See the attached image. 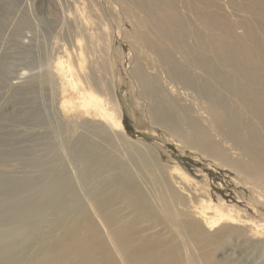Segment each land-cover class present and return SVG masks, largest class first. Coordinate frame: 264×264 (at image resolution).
<instances>
[{"label": "bare ground", "instance_id": "bare-ground-1", "mask_svg": "<svg viewBox=\"0 0 264 264\" xmlns=\"http://www.w3.org/2000/svg\"><path fill=\"white\" fill-rule=\"evenodd\" d=\"M116 1L130 20L134 14L125 4L141 9L145 15L138 23L153 27L159 39L156 45L138 36L163 67L144 60L132 70L140 95L149 101L150 122L172 132L202 158L215 160L264 198V0H245L263 17L261 38L249 28L233 33L220 16L222 7L212 6L211 0H195L199 7L184 0L183 11L175 0ZM192 18L205 32L191 28ZM70 23L67 39L60 33L54 36L56 71L51 77L59 81L62 94L70 90L76 95L62 101L61 108L82 116L81 127L99 128L93 131L102 142H84L76 174L87 202L77 200L72 188L58 179L44 187L36 198L43 209L36 208L34 214L47 219L45 228L23 239L0 236V264H264L259 260L264 213L223 203L178 166L162 164L149 147L126 142L111 83L102 81L100 71L95 81L93 68L102 67L104 60L99 65L98 55L88 58V45L94 46V56L99 40L107 54L111 33L88 14ZM188 37L193 45L187 54ZM192 62L207 78L199 85ZM216 83L232 88L243 109L231 106ZM181 85L207 96L206 120L177 102L184 101ZM55 188L60 194L43 195ZM62 201L74 205L61 211ZM230 242L238 255L216 259Z\"/></svg>", "mask_w": 264, "mask_h": 264}, {"label": "rangeland", "instance_id": "rangeland-1", "mask_svg": "<svg viewBox=\"0 0 264 264\" xmlns=\"http://www.w3.org/2000/svg\"><path fill=\"white\" fill-rule=\"evenodd\" d=\"M175 1L178 11H183L181 5L184 0ZM191 4L199 7L195 0H191ZM125 5H129L127 9L130 8L134 14L131 20L116 0H0V236L23 239L31 237L34 229L45 228L47 219L34 214L36 208L43 209L42 204L37 205L36 198L44 187L54 184L56 179L62 186L66 184L72 188L77 200L87 202L85 190L76 174L84 142L90 139L102 142L94 132L99 128L84 123L81 127L82 116L61 108L62 101L76 95L70 90L62 94L59 81L55 82L51 77L56 71L54 36L60 33L67 39L72 33V19L79 22L86 14L90 21L93 18L95 23L102 24L104 31L111 33L112 45L107 54H103L99 40L94 43L97 45L94 56V46L91 43L88 45V58L94 60L98 55L99 65L104 60L102 67L107 70L101 65L93 68L95 81L98 80L96 71H100L102 81L111 83L113 99L118 104L120 121L128 137L126 142L140 148L149 147L162 164L178 166L203 191L208 195L211 193L216 199L222 198L223 203L238 205L244 211L261 210L260 215L264 213V198L257 196L255 191L251 192L249 186L242 184L234 173L218 166L215 160L202 158L172 132L150 122L149 101L140 95L132 70L144 60L152 66L163 67L156 53L138 36H144L156 45L159 39L153 27L148 29L138 23L145 13L129 2ZM211 5L222 7V10L218 9L220 16L228 22L233 33L243 34L249 28L260 38L263 37L259 30V21H263V17L247 1L211 0ZM191 28L205 32L195 18L191 19ZM184 43L188 54V46L193 45V39L188 37ZM52 58L55 59L51 62ZM191 66L199 85L207 78L195 68L194 63ZM23 71L26 74L21 76ZM209 82L214 83V80ZM213 85L222 90L231 106L243 109L241 99L232 88L224 89L217 83ZM182 87L186 102H177L190 106L194 114L206 120L207 96L197 88ZM116 146L122 152L126 151V147ZM48 194L60 193L55 188L51 193L43 192V195ZM73 201H62L61 211L63 207H73ZM235 242L240 246L239 240L235 239ZM232 244L230 242L223 252L217 253L216 259L228 253L238 255ZM241 247L242 250L245 248ZM259 260H264V253H260Z\"/></svg>", "mask_w": 264, "mask_h": 264}]
</instances>
